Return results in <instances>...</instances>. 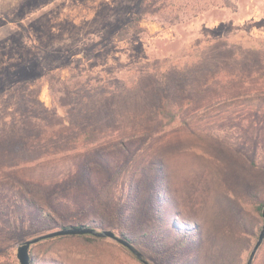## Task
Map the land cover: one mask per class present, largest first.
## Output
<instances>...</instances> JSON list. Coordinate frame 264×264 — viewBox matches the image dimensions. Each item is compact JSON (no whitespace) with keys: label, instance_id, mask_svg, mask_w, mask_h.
Wrapping results in <instances>:
<instances>
[{"label":"rangeland","instance_id":"obj_1","mask_svg":"<svg viewBox=\"0 0 264 264\" xmlns=\"http://www.w3.org/2000/svg\"><path fill=\"white\" fill-rule=\"evenodd\" d=\"M258 206L264 0H0V264L70 225L151 264H247ZM43 241L33 264H144Z\"/></svg>","mask_w":264,"mask_h":264},{"label":"water","instance_id":"obj_2","mask_svg":"<svg viewBox=\"0 0 264 264\" xmlns=\"http://www.w3.org/2000/svg\"><path fill=\"white\" fill-rule=\"evenodd\" d=\"M262 217H263V225L262 229L259 234V238L254 245L251 253L249 260L247 264H252V261L254 259V256L256 252L258 251L259 247L262 245L264 241V206L262 208ZM94 234L98 237L102 238H110L115 240L116 242L122 244L124 247L129 249L137 258L143 262L144 264H151L148 260H146L143 256V253L139 251L134 244L130 243L128 240H126L124 237L117 235L114 231L112 230H107L103 229L102 231H98L96 228L91 227V226H64L58 230L55 231H50L38 236H35L33 238L27 239L23 242H21L17 248V258L20 262V264H32V257L30 254V248L33 244H36L42 240L49 239V238H54L57 236L61 235H77V234Z\"/></svg>","mask_w":264,"mask_h":264},{"label":"trees","instance_id":"obj_3","mask_svg":"<svg viewBox=\"0 0 264 264\" xmlns=\"http://www.w3.org/2000/svg\"><path fill=\"white\" fill-rule=\"evenodd\" d=\"M124 29H127V27H125ZM122 32H123V30L121 31V33ZM52 90L55 91V92L60 91V89L57 90V88L53 84H52ZM56 103H57L56 104L57 106L58 105L62 106L60 104V102L57 101V99H56ZM162 113H165V111L163 110ZM30 153L31 152L29 151V153L27 154V156H29ZM262 208H263V206H258L257 209H258V211H262ZM42 217L45 218V220L47 221V223L44 224V225H51L49 223V221H51V222L54 221L53 218L50 216L49 213H46L45 216L42 215ZM73 226H81V225H73ZM85 226H88V225H85ZM121 236L124 237L126 240H128L130 243L134 244V241L131 238H129V235L127 234V232L123 231ZM62 240H78V241H83L86 244L92 245V246H95V247H102V246H106V247H111L112 246V247H114V246H119L120 248L128 251L129 253H132L129 249H127L126 247H124L120 243L116 245V244H113V243L109 242L106 238L98 237V236H96L94 234H90V233H87V234H77V235H61V236H57V237H54V238L45 239L43 242H53V241L59 242V241H62ZM31 257H32V254H31ZM32 264H33V258H32Z\"/></svg>","mask_w":264,"mask_h":264}]
</instances>
